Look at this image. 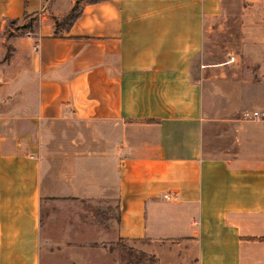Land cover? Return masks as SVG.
Instances as JSON below:
<instances>
[{
	"label": "crops",
	"instance_id": "0c3cea01",
	"mask_svg": "<svg viewBox=\"0 0 264 264\" xmlns=\"http://www.w3.org/2000/svg\"><path fill=\"white\" fill-rule=\"evenodd\" d=\"M74 1L0 0V264H116L122 239L264 264V0H239L248 89L215 82L235 55L194 62L224 0H103L54 32Z\"/></svg>",
	"mask_w": 264,
	"mask_h": 264
},
{
	"label": "rangeland",
	"instance_id": "374dc122",
	"mask_svg": "<svg viewBox=\"0 0 264 264\" xmlns=\"http://www.w3.org/2000/svg\"><path fill=\"white\" fill-rule=\"evenodd\" d=\"M239 0H224L221 12L218 16L210 19L204 26V36L202 50L194 58L198 69L210 64H218V67L230 60L235 55L234 60H230L227 74L224 70L217 69L214 79L217 85H228L234 83V87H244L248 89L249 79L256 78V62L250 60L247 55H240V24L238 15L240 12ZM27 20V19H26ZM25 20V21H26ZM24 21L19 19L14 26L7 21L4 24L2 33L14 31L16 25ZM256 53H254V56ZM228 58V59H227ZM222 63V64H221ZM217 67V68H218ZM230 78L231 82H225V78ZM206 78V75H205ZM114 260L116 264H153V257L150 254L136 249L130 241L118 240L114 245Z\"/></svg>",
	"mask_w": 264,
	"mask_h": 264
},
{
	"label": "trees",
	"instance_id": "16d2710c",
	"mask_svg": "<svg viewBox=\"0 0 264 264\" xmlns=\"http://www.w3.org/2000/svg\"><path fill=\"white\" fill-rule=\"evenodd\" d=\"M103 0H75L73 5L71 6L70 10L64 14L61 18L58 20L55 19V29L54 32L57 31V29H62V30H67L72 22L79 16L80 10H81V5L82 4H90V3H96L100 2ZM37 18V14H27V13H22V15L19 18L15 19H7L6 21L10 24L13 25L19 20H23L24 22L21 23L20 25H16L14 27V31H7L5 33V37L11 36L13 34H21L23 32H30L33 28V22ZM27 19V20H26ZM26 20V21H25ZM7 56V52L4 55V58ZM153 257V256H151ZM153 261L155 262V258H153Z\"/></svg>",
	"mask_w": 264,
	"mask_h": 264
},
{
	"label": "built area",
	"instance_id": "2783aa9c",
	"mask_svg": "<svg viewBox=\"0 0 264 264\" xmlns=\"http://www.w3.org/2000/svg\"><path fill=\"white\" fill-rule=\"evenodd\" d=\"M244 116H247V113H244ZM252 116H256V112H252ZM162 197L165 200H174L177 198L176 193H172V194H163Z\"/></svg>",
	"mask_w": 264,
	"mask_h": 264
}]
</instances>
